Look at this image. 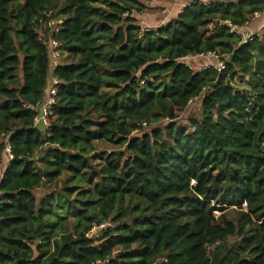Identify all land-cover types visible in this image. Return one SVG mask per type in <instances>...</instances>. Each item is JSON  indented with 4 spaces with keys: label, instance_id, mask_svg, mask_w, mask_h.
<instances>
[{
    "label": "trees",
    "instance_id": "trees-1",
    "mask_svg": "<svg viewBox=\"0 0 264 264\" xmlns=\"http://www.w3.org/2000/svg\"><path fill=\"white\" fill-rule=\"evenodd\" d=\"M147 9L143 0H0V159L7 144L13 155L0 176V264H264V39L209 29L243 27L264 0H195L154 31L135 16ZM41 11L64 19L66 52L46 131L25 109L44 99L51 71ZM207 51L229 57L223 72L179 62ZM205 88L200 118L178 126ZM96 142L115 151L95 155ZM65 175L61 192L39 202L36 191Z\"/></svg>",
    "mask_w": 264,
    "mask_h": 264
},
{
    "label": "built area",
    "instance_id": "built-area-1",
    "mask_svg": "<svg viewBox=\"0 0 264 264\" xmlns=\"http://www.w3.org/2000/svg\"><path fill=\"white\" fill-rule=\"evenodd\" d=\"M53 16L54 13L52 11H41L39 13L40 22L42 24L39 41L43 42L47 46L48 53L51 59V71L49 75L47 93L44 99L38 102L36 105H25L26 110L36 113L34 119L35 126L43 131H46L51 126V122L53 120V107L56 104V98L58 94L57 87L60 83L59 79L55 76V72L66 55L63 43L58 39L61 27L64 24V19L58 17L53 18ZM262 16L263 13L256 12L251 20L247 21L243 27L233 25L230 21H219L211 24L209 26V29L213 31L218 27H227L230 33L240 36L242 39V43L247 44L252 42L258 34L249 30L251 23L257 19H260ZM164 26L165 25L159 28H162ZM142 29L144 31H154L158 28L142 27ZM179 62L190 71L198 70L199 72H203L208 69H213L218 73H221L229 64V57L217 51H207L198 55H190L184 57L180 59ZM207 91L208 88L203 89V92L200 96L195 97L190 101L188 108L192 107L195 104L201 105V100L204 98ZM146 128H148V124L143 123L139 131H142ZM139 131H134L133 135L139 133ZM3 137H6V135L3 134ZM6 138L8 139V136ZM5 154L8 157V163H10L13 160L10 144H7ZM243 207L245 208L246 205H243ZM107 227H109V224H102L99 226L95 225L88 232L87 237H93L97 234L98 231ZM219 244L220 243H218L217 245ZM217 245L208 247V251L214 252Z\"/></svg>",
    "mask_w": 264,
    "mask_h": 264
},
{
    "label": "rangeland",
    "instance_id": "rangeland-1",
    "mask_svg": "<svg viewBox=\"0 0 264 264\" xmlns=\"http://www.w3.org/2000/svg\"><path fill=\"white\" fill-rule=\"evenodd\" d=\"M149 0H146V2H148ZM213 33H206V38H210L212 37ZM263 39H264V35H263ZM66 57V56H65ZM236 84L238 85L239 89H243L246 91H249V87L244 84L241 80H236ZM200 114H201V105L200 104H195L192 107L187 108L186 110H182V111H178V116H179V121L177 122L178 126H184L187 124L188 119L189 118H200ZM160 127H165L167 124L166 122L159 124ZM150 128V127H148ZM95 155L98 154H104L105 158H107L111 153H113L115 151V148L112 147L111 145H109L106 142H96L95 143ZM93 165L95 166V168L97 170H100L104 167V162L102 160H100V158L95 157L94 155L91 156ZM5 155H3L0 159V176L3 174L4 172V168L7 165V160L5 159ZM70 177H68L67 175H65L64 177H62L56 184L52 185L50 188L49 185L47 186H42L40 189H38L36 191L37 197H38V201L41 202L46 196L51 195L53 193H55L56 191L61 192L62 190V186L64 184L65 181H67ZM97 180V178H95V181ZM238 210L235 209H227L224 213H226L227 217L229 220H236L238 217ZM222 213H215L216 217H220ZM69 223L73 222V219L70 218L68 219ZM112 224L109 223V227H111ZM70 227V225H69ZM71 228V227H70ZM236 241V238H233L230 240V243H234Z\"/></svg>",
    "mask_w": 264,
    "mask_h": 264
},
{
    "label": "crops",
    "instance_id": "crops-1",
    "mask_svg": "<svg viewBox=\"0 0 264 264\" xmlns=\"http://www.w3.org/2000/svg\"><path fill=\"white\" fill-rule=\"evenodd\" d=\"M195 0H143L148 9L142 14H136V19L138 20V25L146 28H159L166 25L171 20L177 18L183 9L192 4ZM202 3L210 4L212 2H237L239 0H199ZM252 32L258 33L257 36L263 37L264 35V13L260 19H257L251 23L249 28ZM47 93V90H46ZM5 159L8 163V157L6 154ZM6 165V167H7ZM5 167V168H6ZM4 168V170H5Z\"/></svg>",
    "mask_w": 264,
    "mask_h": 264
},
{
    "label": "water",
    "instance_id": "water-1",
    "mask_svg": "<svg viewBox=\"0 0 264 264\" xmlns=\"http://www.w3.org/2000/svg\"><path fill=\"white\" fill-rule=\"evenodd\" d=\"M37 158L33 159V160H36ZM24 160H29L28 158H24Z\"/></svg>",
    "mask_w": 264,
    "mask_h": 264
}]
</instances>
